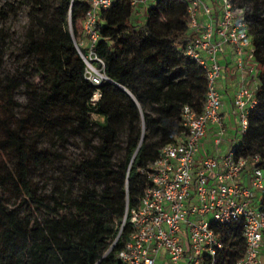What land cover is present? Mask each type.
Wrapping results in <instances>:
<instances>
[{
	"label": "trees",
	"instance_id": "16d2710c",
	"mask_svg": "<svg viewBox=\"0 0 264 264\" xmlns=\"http://www.w3.org/2000/svg\"><path fill=\"white\" fill-rule=\"evenodd\" d=\"M247 1L244 16L260 69L257 105L237 155H259L264 170V0ZM24 3L41 16L30 21L18 72H0V264H122L117 254L132 233L131 223L122 227L126 210L139 206L151 182L142 169L185 131L186 105L204 108L206 72L186 52L197 36L190 0H155L140 23L133 21L132 0L101 9L94 49L109 80L99 87L86 78L76 46L89 0ZM4 40L0 34V50ZM20 89L25 103L15 99ZM72 135L87 150L58 178L54 194L40 195L33 169L65 158L43 141L64 144ZM215 231L224 242L219 264H234L245 252L242 224Z\"/></svg>",
	"mask_w": 264,
	"mask_h": 264
},
{
	"label": "built area",
	"instance_id": "2783aa9c",
	"mask_svg": "<svg viewBox=\"0 0 264 264\" xmlns=\"http://www.w3.org/2000/svg\"><path fill=\"white\" fill-rule=\"evenodd\" d=\"M147 1L132 0V5L135 8ZM89 2L83 25L86 44L81 40L76 46L86 64V78L99 87L109 77L104 60L94 49L99 37L97 20L100 10L110 7L114 0ZM214 2L190 0L189 7L190 27L197 36L186 52L206 72L204 108L197 112L186 105L185 131L165 145L147 169H142L151 182L139 206L126 210L122 227L131 223L132 233L117 254L122 264H160V255L166 256L169 264H219L224 242L215 227L229 223L242 224L245 240V252L234 264H264V210L259 208V199L264 195V170L258 166L261 157L237 155L239 142L248 129V114L257 105L259 68L253 63L255 49L244 11L231 0ZM228 45L236 50L241 74L234 98L239 122L232 141L222 115L220 89L224 70L220 56ZM80 46L88 47V52L84 54ZM248 73L254 76L252 85L247 82ZM209 131L214 132V151L202 155Z\"/></svg>",
	"mask_w": 264,
	"mask_h": 264
},
{
	"label": "rangeland",
	"instance_id": "374dc122",
	"mask_svg": "<svg viewBox=\"0 0 264 264\" xmlns=\"http://www.w3.org/2000/svg\"><path fill=\"white\" fill-rule=\"evenodd\" d=\"M27 1L29 2L32 0H0V34H3L5 39L2 43L3 49L0 50V72L4 74L14 75L18 72V67L21 66L22 61L26 58L23 44L30 21L34 16H37V18L41 16L40 13H35L31 4H23V2ZM42 1H44L47 6L53 2V0ZM154 1L155 0L151 2L148 1L144 5L135 7L133 14V21L135 23H140L144 20L146 10ZM235 4L237 6L236 8L242 9L243 11L251 7V2L247 0H237ZM217 8L220 9L219 3H217ZM81 40H84L86 44V37L83 36V38L79 39V41ZM1 51H4V55L1 54ZM253 63L256 62L253 61ZM94 65L98 67L99 62L95 61ZM257 67L260 69L259 65H257ZM26 97V90L20 89L17 91L15 99L25 103L27 101ZM42 146L51 151L62 152L65 156L62 161L58 160L52 166H41L33 169L32 179L39 190V194L51 196L54 194L55 188H57L56 183L58 178H60L59 180L61 181L64 173L71 172L74 168L73 160H76L83 151H86L87 146L81 137L74 135L68 136L67 142L64 144L63 142L45 140ZM226 147L228 146L226 145ZM256 194L257 196L259 195L258 193ZM11 200L13 203L15 200L13 196ZM36 213L40 214L38 210H36Z\"/></svg>",
	"mask_w": 264,
	"mask_h": 264
},
{
	"label": "crops",
	"instance_id": "0c3cea01",
	"mask_svg": "<svg viewBox=\"0 0 264 264\" xmlns=\"http://www.w3.org/2000/svg\"><path fill=\"white\" fill-rule=\"evenodd\" d=\"M152 1V0H148ZM147 1V2H148ZM208 3L211 0H206ZM144 5V4H140ZM221 62L224 65L223 70V77L220 80V89L223 97V108H222V115L224 122L228 125L229 128V136L230 141L234 140L237 135L236 131V122H239L237 115L234 111V98L235 94L238 90L239 84L241 82V74L237 68V53L233 45H228L226 48V52L220 56ZM249 64H252L249 62ZM254 76L252 74H247V82L249 84H254ZM214 132L209 131L206 139L204 140V147L202 148V155H206L214 151V144H213ZM229 141V144H230ZM249 177L246 178V183H248ZM264 261V254L262 256ZM160 264H169L168 259L164 255H160L157 258Z\"/></svg>",
	"mask_w": 264,
	"mask_h": 264
},
{
	"label": "bare ground",
	"instance_id": "6f19581e",
	"mask_svg": "<svg viewBox=\"0 0 264 264\" xmlns=\"http://www.w3.org/2000/svg\"><path fill=\"white\" fill-rule=\"evenodd\" d=\"M99 97H100V94H99V92H97V93L95 94V96H94V99H99Z\"/></svg>",
	"mask_w": 264,
	"mask_h": 264
},
{
	"label": "water",
	"instance_id": "95a60500",
	"mask_svg": "<svg viewBox=\"0 0 264 264\" xmlns=\"http://www.w3.org/2000/svg\"><path fill=\"white\" fill-rule=\"evenodd\" d=\"M110 81H112V80H110ZM113 83H116V82H114V81H112ZM117 85H119V86H121L120 84H118V83H116ZM122 87V86H121Z\"/></svg>",
	"mask_w": 264,
	"mask_h": 264
}]
</instances>
